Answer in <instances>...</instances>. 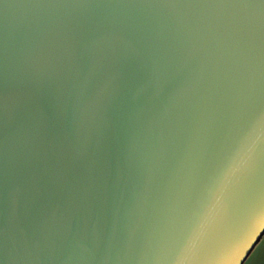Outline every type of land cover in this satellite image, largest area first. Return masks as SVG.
Wrapping results in <instances>:
<instances>
[{
    "label": "water",
    "instance_id": "95a60500",
    "mask_svg": "<svg viewBox=\"0 0 264 264\" xmlns=\"http://www.w3.org/2000/svg\"><path fill=\"white\" fill-rule=\"evenodd\" d=\"M264 234V0H0V264H243Z\"/></svg>",
    "mask_w": 264,
    "mask_h": 264
},
{
    "label": "crops",
    "instance_id": "0c3cea01",
    "mask_svg": "<svg viewBox=\"0 0 264 264\" xmlns=\"http://www.w3.org/2000/svg\"><path fill=\"white\" fill-rule=\"evenodd\" d=\"M243 264H264V234L246 257Z\"/></svg>",
    "mask_w": 264,
    "mask_h": 264
}]
</instances>
